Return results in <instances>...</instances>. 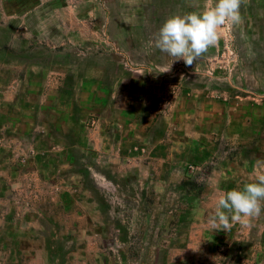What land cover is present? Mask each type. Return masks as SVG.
I'll use <instances>...</instances> for the list:
<instances>
[{
	"label": "rangeland",
	"instance_id": "374dc122",
	"mask_svg": "<svg viewBox=\"0 0 264 264\" xmlns=\"http://www.w3.org/2000/svg\"><path fill=\"white\" fill-rule=\"evenodd\" d=\"M214 2L0 0V264H251L208 219L264 160V0L191 66L154 46Z\"/></svg>",
	"mask_w": 264,
	"mask_h": 264
},
{
	"label": "clouds",
	"instance_id": "9594fccd",
	"mask_svg": "<svg viewBox=\"0 0 264 264\" xmlns=\"http://www.w3.org/2000/svg\"><path fill=\"white\" fill-rule=\"evenodd\" d=\"M244 0H215L201 12L173 15L160 26L154 46L161 52L191 66L198 58L215 46L218 29L224 25L242 22L240 8ZM172 62L162 72L171 69ZM264 211V174L242 188L223 192L216 201L215 211L208 223L213 229L230 231L234 223L250 225L252 219Z\"/></svg>",
	"mask_w": 264,
	"mask_h": 264
},
{
	"label": "crops",
	"instance_id": "0c3cea01",
	"mask_svg": "<svg viewBox=\"0 0 264 264\" xmlns=\"http://www.w3.org/2000/svg\"><path fill=\"white\" fill-rule=\"evenodd\" d=\"M9 93L10 90L7 91V96L9 95ZM7 99H9V97H7ZM252 143H254L256 147H259V145L264 147V141L256 140ZM260 174H264V160H253L251 164L241 168L240 180L245 182H255L256 176ZM214 190L219 195L227 191V189L221 186V184L220 186H218V188H215ZM242 226L246 227L248 233H253L252 243L254 244V246L252 247L253 253L251 255V264H264V227L262 223L260 224L259 217L252 219L250 225L243 224ZM259 226H262L260 231H258ZM238 227L239 224H236L237 229ZM258 240H260L259 243Z\"/></svg>",
	"mask_w": 264,
	"mask_h": 264
}]
</instances>
